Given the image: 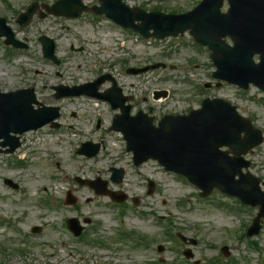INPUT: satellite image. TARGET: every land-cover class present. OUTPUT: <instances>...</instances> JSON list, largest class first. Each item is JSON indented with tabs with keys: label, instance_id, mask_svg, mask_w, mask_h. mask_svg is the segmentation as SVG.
Here are the masks:
<instances>
[{
	"label": "rangeland",
	"instance_id": "374dc122",
	"mask_svg": "<svg viewBox=\"0 0 264 264\" xmlns=\"http://www.w3.org/2000/svg\"><path fill=\"white\" fill-rule=\"evenodd\" d=\"M54 1L0 0V17L7 18L17 37L24 39L26 36L29 43L26 50L10 51L4 39H0V90L35 87L40 100L62 109L60 132L52 135L48 133L49 128H43L25 136L26 144L31 146L36 140L47 139L46 143L42 141L43 146L48 143V153L60 160V167H56L54 159L51 161L45 152L35 157L25 152L30 155L27 159L31 165L18 171L7 164L13 158L0 155V219L5 218L0 224V264H183L186 259L183 250L189 245L170 239L166 231L171 228L199 240L197 246H192L195 257L191 262L264 264V221L258 236L243 237L258 213V206L241 204L236 197L219 189L202 198L196 186L184 177L164 171L156 161H148L135 167L137 169L131 167L128 161H122L130 157L125 155L121 135L105 133L112 113L109 107L85 96L55 99L51 86L60 83L82 85L102 71H112L126 94L134 95L141 106H144L143 96H148L161 113L179 114L199 108L200 100L207 96L221 97L236 105L242 115L251 118L263 134L264 93L255 87L242 90L226 83L216 86L206 49L195 46L188 32L185 37L169 38L164 42L137 41L131 34L123 37L122 30L104 16L90 13L79 18L51 14L41 18L37 12L26 28L16 23L17 15L31 3L37 2L41 6L51 5ZM84 1L89 5L99 4V0ZM124 1L133 7L144 5L148 10L183 12L200 0ZM42 34L55 39L58 58L66 60L63 64L58 66L43 56L39 41ZM80 47L83 49L79 50ZM155 62L175 67L141 72L140 75L126 71L125 64L145 67ZM208 82L211 86L205 87ZM161 90L167 91L168 96L154 101L153 94ZM98 107L103 109V125L94 131L93 140L103 136L113 154L115 151L123 154L119 164L128 163L125 185L130 187L131 199L126 201L125 216L120 214L117 205L110 206L113 201L108 196L95 195L90 187L70 181L76 175L89 178L111 175L108 168L113 158L108 152L95 160L74 154L75 147L90 137L87 131L94 130L93 118L101 117L96 114ZM48 135L52 137L47 138ZM26 144L20 151H28ZM114 144L117 148L112 149ZM247 158L252 163L251 172L264 181V142L248 153ZM53 175L61 176L62 181H52ZM3 177L14 178L23 187L22 191L7 186ZM147 178L157 183L156 190L150 194L146 189ZM109 186L113 190L114 186ZM67 189L79 199V210L59 208L52 212L42 207L41 197L47 202H63ZM67 217H76L85 226L82 239L63 230L61 223ZM85 219L92 222L85 224ZM34 226H40L41 231L33 232ZM120 229L129 233L127 239L120 236ZM137 234L150 239L147 246L135 241ZM224 245L229 246L230 256L221 253L220 248ZM2 246L6 252H2ZM159 246L164 249L158 251ZM215 260L218 262L214 263Z\"/></svg>",
	"mask_w": 264,
	"mask_h": 264
},
{
	"label": "water",
	"instance_id": "95a60500",
	"mask_svg": "<svg viewBox=\"0 0 264 264\" xmlns=\"http://www.w3.org/2000/svg\"><path fill=\"white\" fill-rule=\"evenodd\" d=\"M229 1L231 8L226 15L231 18L221 25L226 29L223 33L215 23L219 20L223 0H205L202 4L209 2L212 8H204L199 20L197 16L179 15L157 18L155 13L146 14L139 9H130L119 0H101L102 5L94 7L93 10L97 13L104 12L124 22L142 19L143 30L156 27L154 20H159L160 25L163 24L174 34L191 25L198 40L214 50L213 59L223 71L224 78L240 84L253 82L264 88V23H259L255 13L261 7L256 5L254 0ZM202 7L203 5L200 9ZM85 9L87 7L83 6L80 0H60L53 7H47L49 12L68 16H78ZM33 10L34 6L30 7L29 12ZM226 33L233 36V47H228L220 40V36ZM42 41L45 54L52 56L53 41ZM220 50L222 53H218ZM255 53L260 55L261 61L258 64L253 61ZM72 93L77 94L73 91ZM90 93L92 94L91 91ZM33 102H36V99L32 91L0 93V139H4L1 142L3 146L11 138V132L22 133L45 122V119H42L44 110H34ZM242 131L246 133L244 141L240 138ZM127 134L130 148L135 153L140 154L143 159L158 158L168 169L186 174L203 189V195L208 194L215 186L224 192L238 195L245 203L256 204L257 197L261 195L256 180L234 179L236 174L244 175L241 169L247 166V163L242 155L259 144L261 138L249 120L241 117L229 103L207 101L202 109L190 115L166 118L157 129H138ZM224 145L234 149L236 156H229L227 152L220 151L219 147Z\"/></svg>",
	"mask_w": 264,
	"mask_h": 264
},
{
	"label": "bare ground",
	"instance_id": "6f19581e",
	"mask_svg": "<svg viewBox=\"0 0 264 264\" xmlns=\"http://www.w3.org/2000/svg\"><path fill=\"white\" fill-rule=\"evenodd\" d=\"M254 3H256V5H259L261 7V9H259L255 13H256V17H257L259 23H261V22L264 23V0H254ZM137 19H139V18H137ZM141 26H143V23L142 22H141ZM218 53H222V51L220 50V51H218ZM238 53L240 54V58H242L241 51H239Z\"/></svg>",
	"mask_w": 264,
	"mask_h": 264
},
{
	"label": "flooded vegetation",
	"instance_id": "af4514ba",
	"mask_svg": "<svg viewBox=\"0 0 264 264\" xmlns=\"http://www.w3.org/2000/svg\"><path fill=\"white\" fill-rule=\"evenodd\" d=\"M155 116H157V115H155Z\"/></svg>",
	"mask_w": 264,
	"mask_h": 264
}]
</instances>
